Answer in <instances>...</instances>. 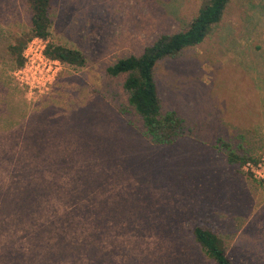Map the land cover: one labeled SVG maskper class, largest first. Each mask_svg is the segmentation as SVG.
Wrapping results in <instances>:
<instances>
[{
  "label": "rangeland",
  "instance_id": "374dc122",
  "mask_svg": "<svg viewBox=\"0 0 264 264\" xmlns=\"http://www.w3.org/2000/svg\"><path fill=\"white\" fill-rule=\"evenodd\" d=\"M205 2L52 0L49 41L86 64L29 91L8 46L30 11L0 0V264H214L193 239L202 220L234 264H264V182L221 148L264 159V0H231L200 45L156 65L162 112L184 120L172 145L147 138L124 76L106 74Z\"/></svg>",
  "mask_w": 264,
  "mask_h": 264
},
{
  "label": "trees",
  "instance_id": "16d2710c",
  "mask_svg": "<svg viewBox=\"0 0 264 264\" xmlns=\"http://www.w3.org/2000/svg\"><path fill=\"white\" fill-rule=\"evenodd\" d=\"M24 1L30 11V30L15 38V41L8 46V52L15 60L16 67L22 66V52L27 42L34 37L46 43L45 55L49 59L72 67H84L86 59L79 50L49 41L52 26V0ZM230 2L231 0H206L184 29L172 34L162 33L138 56L121 58L106 68V74L109 77L124 76L123 89L128 93L129 105L140 117L145 135L154 144L172 145L184 131V120L181 116L172 111L162 112L161 110L160 97L154 79L156 65L164 59L176 58L185 49L200 45L212 28L222 21ZM221 148L225 151L229 164L243 166L246 161L254 160L252 157L238 155L232 150L230 144L222 143ZM192 235L209 261L214 264H234L216 228L209 220L200 221L192 230ZM16 254L11 252L13 256ZM67 255L60 252V258L56 262L66 263L64 260ZM9 258L12 264H18L20 260L11 256Z\"/></svg>",
  "mask_w": 264,
  "mask_h": 264
},
{
  "label": "built area",
  "instance_id": "2783aa9c",
  "mask_svg": "<svg viewBox=\"0 0 264 264\" xmlns=\"http://www.w3.org/2000/svg\"><path fill=\"white\" fill-rule=\"evenodd\" d=\"M46 43L37 37L27 42L23 52V64L14 73L19 85L29 91L46 89L54 81L62 63L51 60L45 55ZM244 169L254 178L264 182V159L260 163L246 162Z\"/></svg>",
  "mask_w": 264,
  "mask_h": 264
}]
</instances>
